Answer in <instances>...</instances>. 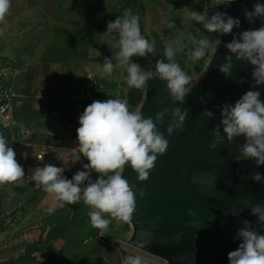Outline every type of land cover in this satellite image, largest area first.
Wrapping results in <instances>:
<instances>
[{
  "label": "clouds",
  "instance_id": "clouds-1",
  "mask_svg": "<svg viewBox=\"0 0 264 264\" xmlns=\"http://www.w3.org/2000/svg\"><path fill=\"white\" fill-rule=\"evenodd\" d=\"M231 2L233 0H226L224 4ZM218 5H221L220 0H217L215 6ZM10 8L11 0H0V24L7 22ZM244 15L249 23H253L254 18L261 19L262 26L234 35L231 42L224 45L229 54L225 56V63L219 65L218 69L226 78H231L233 57L238 61H246L253 66L251 76L254 83L250 87L255 89L264 85V4L255 3L253 10L245 9ZM188 19L201 24L209 33L219 34H231L241 23L238 18L227 16L220 11L209 17L205 11L200 13L192 10ZM167 27L174 29V22L168 21ZM105 33H115L119 37L115 46L118 51L114 57L104 58L102 69L105 74L110 76L114 68H123L127 73L122 77L123 80L129 88L135 89H143L150 80L158 78L166 83L173 103H185L187 95L192 91L193 77L187 74L179 63L174 62L175 52L172 47H164L163 56L168 62L165 63L164 59L157 60L153 66L154 70H145L140 64L132 61L134 56H155L157 49L156 44L142 35L139 16L133 14L131 8L125 9L122 17L109 21ZM0 35H3L2 29ZM193 44L195 47L191 55L194 63L204 58L208 50L214 47L207 38L194 39ZM238 82L243 84L245 81L241 78ZM205 95L210 97L211 93ZM260 96V91L249 90L234 105L225 103L218 106L221 120L211 131L213 139L209 144L210 150L217 149L225 142V138L232 144L235 138L242 136L245 142L238 145L239 154L235 159L238 162L254 160L257 166L264 165V102ZM200 99L203 103V98ZM165 114L170 115L166 132L171 136L176 130H183L189 111L180 107H173L169 111L165 107L157 112L153 119L130 111L127 99L93 101L79 116L80 126L76 129L78 154L72 159L73 163L78 162L82 155L88 161L82 165L84 170L77 171L72 179H67L63 175L65 168L49 163L43 167H35L30 180L54 196L56 207L63 208L83 201L90 208L88 216L91 226L99 229L100 236H104L111 223L106 216L125 223L131 222L137 208V191L141 198L146 195L143 188L136 190L122 174L126 167H130L137 174L138 181L148 180L158 156L164 155L169 146V140L157 127L158 124L164 123ZM203 116L213 119L214 113L205 109ZM8 145L6 138L0 134V185L17 182L26 176L23 166L16 159V152ZM23 155L27 158L28 154ZM92 172L99 174L95 181L90 178ZM251 178L256 182H264V175L259 172L252 173ZM214 181L215 177L211 174L207 177L192 178L193 183L203 184L205 187L214 186ZM245 207L251 210L252 215L258 217V225L264 227V204H246ZM54 211L55 208L47 209L49 214ZM188 214L196 215L191 209ZM226 214L235 216L240 213ZM241 223L243 227L233 239L242 242L236 250L228 253L229 264H264V234L257 231L251 221L243 220ZM174 239L178 241L180 234ZM123 264H144V261L138 255H130L124 258Z\"/></svg>",
  "mask_w": 264,
  "mask_h": 264
},
{
  "label": "rangeland",
  "instance_id": "rangeland-1",
  "mask_svg": "<svg viewBox=\"0 0 264 264\" xmlns=\"http://www.w3.org/2000/svg\"><path fill=\"white\" fill-rule=\"evenodd\" d=\"M225 2L220 0L221 5L215 6L217 0H89L85 2L86 8L80 10L83 13L85 11L84 24L56 28H78L85 32L94 29L101 35H107L108 41L95 40L93 43L96 46L107 44L100 57L113 58L118 51L115 46L119 37L115 33H105L107 23L122 17L124 10L131 8L133 14L139 16L142 35L152 43L154 40L149 28L152 22L156 23L164 42L175 52L174 62L179 63L193 77V90L202 82L221 34L207 32L201 24L188 19L189 13L192 10L200 13L205 11L210 17L217 11L224 12L229 6ZM63 5L66 4L53 3L52 9H46L44 13H50L53 19H58L63 16ZM69 7L74 14L73 4H69ZM41 11L38 8L10 10L6 21L16 23L6 27L4 36L0 35V55L14 65L16 81L21 85L24 95L20 99L26 100L25 105L15 113L26 132L16 143L8 142L9 147L24 143L42 148L63 143L62 136L69 133L64 130V121L75 108L68 97L71 89L83 82L76 79L82 71L78 62L73 66L66 62L46 76L50 78L46 82L49 85L39 95L32 94L35 72L29 64L52 27L37 23L41 19H35L39 17L36 13L40 14ZM98 20L99 23H95ZM170 20L175 24L174 29L167 27ZM5 25L0 24V29L5 28ZM201 38L209 39L214 47L208 50L204 58L194 63L191 55L195 47L193 40ZM152 58V54L146 57L134 56L132 61L147 70L152 68ZM126 75L123 68L116 67L104 79L129 98L131 111L139 112L146 96V87L129 88L122 78ZM85 163L88 161L81 155L79 165L68 175V179H72L77 171H83L82 165ZM98 175L92 172L90 178L95 181ZM56 203L53 195L27 179L0 185V264H123L124 258L130 255L140 256L144 264H167L163 259L128 243L133 230L129 222L106 216L111 223L104 236H100V230L90 224V208L83 201L63 208L56 207ZM50 207L55 208V211L49 214L47 209Z\"/></svg>",
  "mask_w": 264,
  "mask_h": 264
},
{
  "label": "water",
  "instance_id": "water-1",
  "mask_svg": "<svg viewBox=\"0 0 264 264\" xmlns=\"http://www.w3.org/2000/svg\"><path fill=\"white\" fill-rule=\"evenodd\" d=\"M255 3L264 4V0H233L224 10L227 16L240 20V27L234 28L231 34H221L202 82L187 95L184 104L173 103L166 83L158 78L150 80L146 86V96L139 111L145 118L154 119L165 107L169 111L173 107L189 111L183 130H176L171 136L166 132L170 115L165 114L164 123L157 125L169 140V146L164 155L158 156L148 180L138 181L130 167L122 174L136 190L143 188L146 192L141 198L137 191V208L129 222L133 230L128 243L167 264H229L228 253L242 242L233 237L243 227V220L251 221L257 231L264 234V227L257 223L258 217L245 207L246 204H264V182L251 178L254 172L264 175V165L257 166L254 160L238 162L235 159L239 154L238 145L245 142L242 136L235 138L232 144L225 138L217 149H209L213 139L211 131L221 120L218 106L234 105L249 90L260 91V99L264 102V85L255 89L250 87L254 83L253 66L233 57L231 78H226L218 69L229 54L224 45L231 42L234 35L262 26L261 19L254 18V22L249 23L244 15L245 9L253 10ZM149 32L157 49V55L151 60L154 70L157 60L168 62L163 56L167 45L155 23ZM241 78L245 81L243 84L238 82ZM205 109L214 113L213 119L203 116ZM209 174L215 177L214 186L192 182L193 176L207 177ZM189 209L196 215L190 216ZM229 212L240 214H226ZM177 234H180L178 241L174 239Z\"/></svg>",
  "mask_w": 264,
  "mask_h": 264
},
{
  "label": "crops",
  "instance_id": "crops-1",
  "mask_svg": "<svg viewBox=\"0 0 264 264\" xmlns=\"http://www.w3.org/2000/svg\"><path fill=\"white\" fill-rule=\"evenodd\" d=\"M86 1L89 0H11L10 10H30L32 8H38L42 11L40 12V14L36 13L39 17L35 19H41L42 21H37V23L49 24L52 26L49 30V36L44 41L43 45L40 46L38 52L33 55L34 59L29 64L33 67L35 72V77L31 88L32 94L39 95L42 90H44L49 85H46V82L50 80V78H47L46 76L51 74L50 72H55L58 66L66 62L71 66L75 65L78 62V65L82 68V71L76 78L78 81H84V78H86L85 75H87L88 72H94L103 79L104 77L108 76L103 72L102 69L104 58L100 57L103 51L106 50L107 44L96 46L93 43L95 40L108 41L109 39L107 35H101L99 31L94 29H91V31L89 32H85L78 28H68L65 30L56 28L57 26H77L84 24L86 18V16H84L85 11L83 13L80 10H83L84 7L86 8ZM53 3L66 4L63 5V16H60V18L58 19H53L50 13H44V10L48 9L50 11L52 9ZM69 4H73V7H75L74 14H72L73 12H71ZM30 22L32 23V20ZM15 23L16 21H7L5 23L7 25H5V28L2 29V36H4V33L6 32V27H10V24L14 25ZM95 23L98 24L99 20ZM2 57L0 55V59L3 62L11 65L14 68V65L12 63L6 61ZM14 86L16 92L18 93V98L16 100L17 110L25 105L26 100L20 99L24 95L22 93L21 85H19L16 81V77H14ZM64 137H67L68 140H66ZM62 139L63 143L50 147L40 148L36 147L35 144L26 145L24 143L15 144L12 146V148L16 152V159L18 163H20L25 170L26 176L23 179L31 181L30 175L32 170L37 166L43 167L45 164L49 163L57 167L65 168V172L63 173V175L68 179V175L74 169H76V167L80 163V161L75 163L72 162L74 156L78 154V150L74 145L67 142L72 140L73 143H76L77 134L69 132L62 136ZM42 152V158L38 159L39 154H41ZM24 153L28 154L27 158L24 157ZM47 153L49 154L47 155ZM4 247L5 246H3L2 248Z\"/></svg>",
  "mask_w": 264,
  "mask_h": 264
},
{
  "label": "built area",
  "instance_id": "built-area-1",
  "mask_svg": "<svg viewBox=\"0 0 264 264\" xmlns=\"http://www.w3.org/2000/svg\"><path fill=\"white\" fill-rule=\"evenodd\" d=\"M14 72L15 70L11 65L6 64L0 59V134L10 143H16L18 138L26 132L23 125L15 117L18 93L14 86ZM68 98L75 104V108L70 111L64 121V130L75 134H77L76 129L80 126L79 116L93 101H105L117 98L127 99L131 111L129 98L123 95L119 89H115L110 82H107L94 72H88L85 80L78 87L71 89ZM69 143L77 149L78 141L73 143L70 140ZM42 155L43 152L39 154L38 159L42 158Z\"/></svg>",
  "mask_w": 264,
  "mask_h": 264
},
{
  "label": "bare ground",
  "instance_id": "bare-ground-1",
  "mask_svg": "<svg viewBox=\"0 0 264 264\" xmlns=\"http://www.w3.org/2000/svg\"><path fill=\"white\" fill-rule=\"evenodd\" d=\"M132 225V224H131Z\"/></svg>",
  "mask_w": 264,
  "mask_h": 264
}]
</instances>
